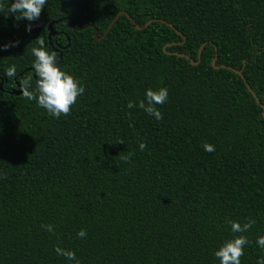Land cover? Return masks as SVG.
<instances>
[{
  "label": "trees",
  "instance_id": "obj_1",
  "mask_svg": "<svg viewBox=\"0 0 264 264\" xmlns=\"http://www.w3.org/2000/svg\"><path fill=\"white\" fill-rule=\"evenodd\" d=\"M7 4L0 44L18 42L0 50V264H66L55 245L80 264H219L213 250L233 235L226 219L246 218L255 223L240 264H256L264 0H47L30 31ZM38 40L84 87L66 115L13 91L35 84ZM9 64L15 77L4 76ZM160 86L159 121L125 107Z\"/></svg>",
  "mask_w": 264,
  "mask_h": 264
},
{
  "label": "clouds",
  "instance_id": "obj_2",
  "mask_svg": "<svg viewBox=\"0 0 264 264\" xmlns=\"http://www.w3.org/2000/svg\"><path fill=\"white\" fill-rule=\"evenodd\" d=\"M47 0H8L7 11L15 20L28 21L25 25V31L31 30V22L40 16L42 7H45ZM18 41L5 42L0 44V50L15 46ZM33 60L31 62L32 73L35 76L34 86L29 80H24L20 91L29 101L35 100L37 106L42 107L52 117L66 115L70 107L76 102L78 96L83 95L84 87L78 78L67 72L59 65L57 54L47 49L43 41H36V46L31 48ZM16 67L9 64L4 70V76L15 77ZM168 99V90L160 86L156 88L148 87L145 89L142 100H137L135 105L129 100L125 107L133 108L134 106L142 109L144 113L159 121L161 112L156 105L165 103ZM138 147L143 150L145 145L140 142ZM203 150L212 152L214 146L210 143L202 145ZM130 155V154H129ZM129 155L121 156L122 161H127ZM229 231L233 234L224 238L213 250V256L219 264H240V257L243 255V246L249 241L244 235L255 221L246 218L243 223L235 219H226ZM47 232H53L51 224L42 225ZM86 232L83 228L77 230V237H84ZM255 243L259 249L264 251V233L256 237ZM57 256L65 258L66 264H80L72 249H67L59 245L54 246ZM256 264H264V256L257 257Z\"/></svg>",
  "mask_w": 264,
  "mask_h": 264
},
{
  "label": "water",
  "instance_id": "obj_3",
  "mask_svg": "<svg viewBox=\"0 0 264 264\" xmlns=\"http://www.w3.org/2000/svg\"><path fill=\"white\" fill-rule=\"evenodd\" d=\"M118 15L119 14H117L116 16H115V18L111 21V23L109 24V26H108V29L100 36L99 34H98V31L97 30H95V36H96V38L97 39H102V37H104L105 35H106V33L108 32V30L112 27V25L114 24V21H115V19L118 17ZM59 20H61V19H58V20H55V21H52V22H50V24H49V36H48V38H49V42H50V44L51 45H53V41H52V35H54L55 34V31H54V27H53V25H54V23L55 22H57V21H59ZM171 26H173L172 24H170ZM71 26L72 27H75V24L72 22L71 23ZM87 26H89V24H86L84 27H87ZM177 30V29H176ZM180 32V31H179ZM167 45H170V43L169 44H167ZM202 48H203V44L200 46V48H199V50H198V54H197V61H193L192 59H191V62L192 63H197L198 61H199V59H200V56H201V51H202ZM164 49H166V46H164ZM56 50V49H55ZM169 53H171V52H169ZM173 53H176V54H178L177 52H173ZM187 58H188V56H187ZM212 65L214 66V67H217V65H216V57L212 60ZM222 66H224V65H222ZM233 70H235L237 73H239L241 76H243V74H242V71L241 70H237V69H235V68H233V67H231ZM243 78H244V76H243ZM245 79V78H244ZM247 84V87L249 88V90L252 92V94L255 96V98H256V101L257 102H259V99H258V97L254 94V92L252 91V88L249 86V84L248 83H246ZM0 86H1V84H0ZM14 91V93H21V91H20V89H17V90H13ZM263 106V116H264V105H262Z\"/></svg>",
  "mask_w": 264,
  "mask_h": 264
}]
</instances>
